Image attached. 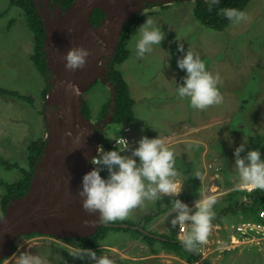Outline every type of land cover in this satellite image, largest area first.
<instances>
[{
  "label": "rangeland",
  "instance_id": "374dc122",
  "mask_svg": "<svg viewBox=\"0 0 264 264\" xmlns=\"http://www.w3.org/2000/svg\"><path fill=\"white\" fill-rule=\"evenodd\" d=\"M34 3L37 10L43 11L41 4L44 2L36 3L34 0ZM152 6L146 7L141 15L144 22L147 15L151 16L156 26L165 33V39L160 45H153V50L143 58H138L135 43L139 37L136 32L127 47L129 59L116 67L122 72L136 102V120L132 125L110 123L105 125L106 127L103 126L102 128H105L100 137V144L107 140L108 149H111L119 137H127L130 147L134 148L139 146L138 141L144 136L150 139L159 136L175 153V167L178 171L175 180L181 184L188 182L187 188H192L194 195L201 189V184V193L215 198L212 210L216 215L226 206L225 194L234 187H226L224 183L229 173L236 172L235 148L246 143L245 151L241 153L243 157L255 147L251 137L256 140H261L260 136L264 138V0H252L243 10L250 19L239 24L232 23L223 31L213 30L197 22L193 14V1H174L169 5ZM179 43L184 44L185 53L190 48L194 55L200 56L207 70L213 75L219 74L217 87L223 96V102L203 110V114L201 110L193 109L191 112L186 98L178 97V86L183 84V77L187 74L186 70H181L177 64L178 59L185 54L178 51ZM33 48V34L27 26L23 8L11 7L10 0H0V88L16 90L32 100V103H28L23 99L0 93V156L11 164H17L16 167L0 164V180L8 183L23 177L20 169L26 167L27 147L30 142L47 135V106L42 93L53 76L49 75L46 79L37 70L31 61ZM113 88L109 82L105 83L101 79L83 94L87 115L94 126L99 121L103 106L112 102ZM242 103L244 105H241ZM109 108L111 109V106ZM235 112L240 115L241 122L232 129L228 124L234 125ZM190 117L194 118L189 120ZM124 127L128 130L125 131ZM242 128L248 133H244ZM262 144L264 145V139ZM221 145L225 150L224 154L217 148ZM260 152L261 159L264 160V148ZM121 154L131 155V152ZM136 159L139 163V158ZM225 164L229 169L227 173L223 170ZM197 172L201 173L202 181L195 177ZM104 173L108 177L106 168ZM4 192V188L0 186V217L3 216L1 196ZM185 196L186 200H180L190 208H194V202L200 198V195L198 198L192 194H184ZM172 199L174 198L165 196L160 201L146 200L141 207L134 209L127 219L117 220L113 222L116 225L105 230L108 231L107 236L100 244L113 247L114 250L107 247L108 249L103 248V252L101 246L92 250L96 251L98 256L108 255L114 260V264L138 263L123 256H146L147 244L141 237H135L131 231L120 230L119 227L125 228L121 226L126 225L125 222L137 223L145 214L164 216L170 213L168 210L171 209ZM174 215L169 219L170 223ZM219 219V233L225 240L230 238L229 233L237 228L239 222L250 221V218L241 216V213L225 214ZM159 221L152 216L148 229L151 228V232L157 235H167L168 231L172 230L174 234L170 238L181 239L179 226L173 229L168 224V219L163 221V224ZM189 228V225L185 226L186 232ZM249 228L246 227L242 231L244 240L258 245L242 244L245 246L220 253L214 251L212 245L207 243L203 245L206 253L201 254L202 260L210 264H264V236L257 234L256 229ZM247 233L251 239L246 237ZM100 234H104V228H101ZM236 235L242 239L240 234ZM212 239L213 237L211 242ZM129 241L132 243L131 247H127ZM154 244L158 254L165 255L159 260L186 264L184 261H177L178 257L175 255L173 259L170 258L163 250L161 241L156 240ZM147 246L150 249V246ZM73 248L76 247L53 237L24 236L17 243L12 257L1 264H16L15 257L21 251L39 254L47 264H92L87 259H74L69 254ZM142 250L146 252L143 253Z\"/></svg>",
  "mask_w": 264,
  "mask_h": 264
},
{
  "label": "water",
  "instance_id": "95a60500",
  "mask_svg": "<svg viewBox=\"0 0 264 264\" xmlns=\"http://www.w3.org/2000/svg\"><path fill=\"white\" fill-rule=\"evenodd\" d=\"M41 1L43 11L37 10V13L46 30L43 51L53 76L45 100L46 142L28 191L13 199L1 216L0 264L12 257L24 236L42 235L58 240L84 238L96 234L101 227L113 226L99 222L98 213H87L78 195L84 175L93 170L90 160L97 152L101 137L96 129L108 124L106 118L94 126L84 116L82 96L96 81L106 82V65L116 51L126 24L148 5H169L177 0H75L66 10L57 7V0H53L52 9L51 0H35ZM96 9L102 10L105 16L94 26L90 18ZM98 38L104 41L103 46L97 43ZM79 46L93 54L87 57L84 69L68 71L63 57L69 49ZM69 83L76 87L69 89ZM67 132L72 135L67 136ZM153 261L150 258L143 264H153Z\"/></svg>",
  "mask_w": 264,
  "mask_h": 264
},
{
  "label": "clouds",
  "instance_id": "9594fccd",
  "mask_svg": "<svg viewBox=\"0 0 264 264\" xmlns=\"http://www.w3.org/2000/svg\"><path fill=\"white\" fill-rule=\"evenodd\" d=\"M205 3L208 4L209 11H211L213 5H218L220 0H205ZM220 14L234 24L250 19L246 12L232 7L221 8ZM137 35L139 39L135 43V49L138 58H143L146 53H150L153 50V45H160L165 39V33L160 27L156 26L153 18L148 15L146 21L138 27ZM97 43L103 46L104 41L98 38ZM102 50L105 51V49ZM178 51L185 53L183 43L178 44ZM92 54L91 50L83 46L69 49L63 57L66 61V70L74 72L84 69L87 65V57ZM177 64L181 70H186L187 73L183 77V84L179 85L177 89L179 98L189 99L190 106L195 110L201 111L223 102V96L217 87L220 81L219 74L213 75L212 72L207 70L205 62L200 56L194 55L189 48L182 58L178 59ZM105 74V83H107L109 82L107 70ZM109 83L114 87L112 102L110 101V106H112L115 85L111 82ZM75 87L71 83L68 84L69 89H74ZM106 118H108L109 124L111 116L108 115ZM102 121L97 124H101ZM104 128H98L96 131L102 135ZM124 130L126 131L128 128L125 129L124 127ZM66 135L71 136L72 133L67 132ZM119 138L116 140L119 147L117 150H113V147L104 150L99 143L98 155L90 160V163L95 165V168L91 167L93 170L84 175L82 188L78 192L79 197L82 199V207L87 213H98L99 222L113 225H116L113 222L117 220L123 221L127 219L130 213L134 209L141 207L146 200L160 201L164 196L170 198L179 197L182 192V185L175 180L178 174L175 167V153L163 139L159 136L151 139L144 136L138 141L139 146L132 148L127 137ZM245 148L246 143H242L234 150V169L239 182L232 189L264 190V160L261 159V152L259 149L249 150L242 157L241 153L245 151ZM129 151L131 155L121 154ZM137 157L139 158V163L137 162ZM105 168L109 174L108 177L106 176L107 179L101 176V174H105ZM195 177L201 181L203 179L199 172L195 174ZM215 202L214 197L205 196L203 193H200V198L194 202V208H190L188 204L180 199H172L169 215H175L171 219V226L172 228L179 226L182 233L180 242L186 251H195L197 249L199 253L198 245L207 243L209 245L214 244L215 249L219 247L217 239H212L211 242L212 236L209 237L212 220L215 216L212 210ZM0 220H3V217H0ZM240 224L241 226L247 224L257 225L251 220L245 223L239 222L237 227ZM186 225L190 226L187 232H185ZM143 231L151 235L150 232ZM232 235H236V228L231 232L230 237ZM151 237L153 238L152 235ZM229 241L230 238H228L227 243ZM102 250L104 252L103 247ZM69 254L74 259H87L92 264H114V260L108 255L98 256L96 251L89 248L76 247L71 249ZM200 257H202L201 254ZM15 260L16 264H47V261L42 256L32 254L30 251H21L15 257Z\"/></svg>",
  "mask_w": 264,
  "mask_h": 264
},
{
  "label": "trees",
  "instance_id": "16d2710c",
  "mask_svg": "<svg viewBox=\"0 0 264 264\" xmlns=\"http://www.w3.org/2000/svg\"><path fill=\"white\" fill-rule=\"evenodd\" d=\"M74 1L75 0H57L56 3L63 10H66ZM192 1L194 2L193 14L197 22L213 30L223 31L230 24H232V22L220 14V9L232 7V8H237L240 11H243L252 0H220V3L218 5H213L211 11H209L208 4L205 3V0H192ZM10 6L11 7L19 6L23 8L24 15L27 21V26L33 34L34 48L31 56V61L33 62L37 70L40 71L47 79V76L50 75V71L47 68V61L45 58V53L43 51L44 40L46 37V30L39 14L37 13L34 0H10ZM151 7L153 6L152 5L147 6V8H151ZM104 16L105 14L102 10L96 9L94 10L93 15L91 16L90 21L94 26L98 25L101 22V20L104 18ZM143 22H144V18L141 14H139L126 24L120 36V42L118 48L107 64L108 80L113 85H115L114 98L111 109L109 108L110 102H107L103 106L102 110L99 113L100 116L98 117L99 120L98 122L104 120L108 115L111 116L109 124L110 123L116 125L118 124L121 126L127 124L132 125L133 122L136 120L135 110H134L136 102L130 94L129 86L122 72L116 67L128 60L130 56L129 50L127 48L128 44L131 42L132 37L137 32L138 27L143 24ZM49 86L50 84L48 83V87L43 90L42 93L43 99H46L47 97L50 88ZM0 93L4 95L14 96L23 99L28 103H32V100L29 97L21 95L16 90L10 91L0 88ZM185 100L188 103L190 111L193 112V108L190 106L189 99L186 98ZM241 105L244 104L242 103ZM82 111L87 118H90L87 115L88 111L85 107V104L83 106ZM203 113H205V111L204 112L201 111V114ZM233 116H234V125L228 124L229 127L231 126L230 128L232 129H234L237 126V124L241 122V119L239 118L240 116L239 114H236L235 112ZM193 118L194 117H190L188 119L192 120ZM231 122L232 120L230 121V123ZM241 130H243L244 133L246 134L248 133V131H246L245 128H242ZM260 137L261 140H256L253 137H251L250 140L254 143L252 145L259 148V150L261 151V149L264 148V145L262 144V140L264 138L263 136ZM45 142H46L45 136L42 135L37 139H33L28 145L27 156H26V167L20 169L21 173L23 174V177L20 180L9 183L0 180V186H2L5 191L4 194L1 196V208L3 214L5 213L7 205L13 199L24 196L28 191L32 176L34 174L35 165L37 164L40 157L43 155ZM101 146H103L104 150H108L109 142L107 140H103L101 142ZM217 148L220 152H222V154L225 153V150L222 149L223 145L217 146ZM0 164L5 167L17 166V164H11L9 160L3 158L2 156H0ZM223 170L225 171V173L229 171L227 164H225V168ZM101 176L107 179L105 174H101ZM232 176L233 179H231L232 180L231 181L230 178H232ZM238 182L239 180L236 172L229 173L226 176V183H224V185L226 187H231L236 185ZM224 200L226 206L221 208L218 214L214 216V219L212 220V224L219 223L220 221L219 218L229 213L234 215L241 213V216L244 215V217L250 218V220L253 221L254 223L257 224L263 223L264 219L262 216V212L264 211V190L253 189L251 191H242L240 189L239 190L231 189L225 194ZM151 220H152L151 216H144L141 218L139 223L125 222V224L128 225L129 227L127 228L119 227V229L125 231H131L133 233L132 235H134L135 237L139 236L143 238L149 243V246L151 247V245H153V243L156 240L152 239L151 235L146 234L142 231V230H146L144 226L147 223H149ZM132 227H135L137 229ZM101 228H104L103 235L100 234ZM101 228L98 229L96 234L89 237L61 239V241L73 247L95 249L96 247L101 246L100 241L104 239L105 236H107L108 231H105L107 227H101ZM162 248L167 251H176L181 257L187 256L189 263L198 262L199 259L201 258L200 254L197 252V249L195 251H186L180 241L178 244L172 243L170 241H164L162 242ZM180 250L183 251L184 254L181 253ZM152 252L153 254H156L157 250H152ZM203 264H210V263L204 261Z\"/></svg>",
  "mask_w": 264,
  "mask_h": 264
},
{
  "label": "crops",
  "instance_id": "0c3cea01",
  "mask_svg": "<svg viewBox=\"0 0 264 264\" xmlns=\"http://www.w3.org/2000/svg\"><path fill=\"white\" fill-rule=\"evenodd\" d=\"M179 183V182H178ZM187 184H189L188 182H186ZM179 184H181V183H179ZM187 184H185V182L183 183V184H181L182 185V192H181V194H180V196H179V198H177V197H174V199H184V200H186L187 199V197L185 196L184 197V194H187V196H189V195H193V197H197L198 198V196L200 195V193L202 192V186H201V184H200V187H201V189L198 191V193H197V195H194L193 193H192V188H190V190H189V188H187ZM182 195V196H181ZM165 197V196H164ZM184 197V198H183ZM184 202V201H183ZM170 205H171V203H170ZM170 209V208H169ZM168 212H171V209L170 210H168ZM169 213H167V214H165L164 216H160V215H156V214H151V215H149V214H145V216H154V218H157L158 219V221L159 222H161L162 224H163V221H165L166 219H168V224H170V226H171V223H170V221H169V219L171 218V216L170 215H168ZM156 215V216H155ZM142 217H144V216H142ZM141 217V218H142ZM140 218V219H141ZM138 222H140V220L138 221ZM137 222V223H138ZM148 225H149V223H147L144 227H145V231H147L148 233L150 232V234L153 236V239L154 240H157V241H162V240H165L166 238H170L171 236H173V232H172V230H169L168 232V234L167 235H157V234H155V233H153V232H151V228L150 229H148L149 227H148ZM218 226H220V225H218V224H213L212 225V229H211V232H210V234L211 233H213L212 234V237H213V239H217V241L219 242V247L221 248V253H224V252H230L231 250H232V248H231V246H230V244H228L226 241L228 240H225V238H222L221 237V235H220V233H219V227ZM172 227V226H171ZM173 229H176V228H173ZM155 236V237H154ZM229 236H230V233H229ZM141 240H143L147 245H149V243L146 241V240H144L143 238H140ZM147 245H145V250H148V254H146V256L145 255H136V256H134V257H132V258H130V257H128V256H123V257H125V259H130L131 261H136V262H138V263H134V264H143L145 261H147V260H149L150 258H154V263H156V262H158V263H162V264H175L172 260H167L166 262H164V260L163 259H160L159 260V257L161 258V257H163V256H165V255H163V254H160V256H157V255H159L158 254V252L156 253V254H153L152 253V250H157V248H156V246H155V244L153 243V245H151V247H150V249L148 248V246ZM103 248H105V249H108V248H113V247H110V246H108V245H101ZM132 246V243H130V241L127 243V247H131ZM108 247V248H107ZM142 248V247H141ZM112 250H114V249H112ZM145 250H142V252L143 253H145L146 251ZM164 250V249H163ZM156 255V256H155ZM168 255H170L169 257L170 258H172L173 259V254L172 253H168ZM177 261H180L179 259H177Z\"/></svg>",
  "mask_w": 264,
  "mask_h": 264
},
{
  "label": "built area",
  "instance_id": "2783aa9c",
  "mask_svg": "<svg viewBox=\"0 0 264 264\" xmlns=\"http://www.w3.org/2000/svg\"><path fill=\"white\" fill-rule=\"evenodd\" d=\"M119 139H122V138H119ZM127 139V138H125ZM112 147L114 148L113 150H117L118 149V145H117V142L115 141L113 144H112ZM98 155V151L96 152V155L94 157H96ZM91 167L94 169L95 168V165L91 164ZM262 216L264 218V211L262 212ZM246 227H250L249 229L252 230V229H256V233L259 234L261 233L263 236H264V222L262 224H257V225H250V224H247V225H242V226H239L236 228V234H240L242 239L240 237H238L237 235H232L230 237V241L228 244H230L231 248L232 249H235V248H238L240 246H245V245H242V244H251L249 240H244L243 238V229H246ZM186 232V230H185ZM248 233L246 234V237L248 239H251L250 236H247ZM254 238V237H253ZM256 239V238H254ZM219 244V242H217ZM253 245H258V244H254L252 243ZM198 251L200 254H204L206 253V249L205 247H203V245H198ZM214 251H218L221 253V248L220 247H217L216 249H214ZM208 252H210V250H208Z\"/></svg>",
  "mask_w": 264,
  "mask_h": 264
},
{
  "label": "flooded vegetation",
  "instance_id": "af4514ba",
  "mask_svg": "<svg viewBox=\"0 0 264 264\" xmlns=\"http://www.w3.org/2000/svg\"><path fill=\"white\" fill-rule=\"evenodd\" d=\"M54 3H55V2H54L53 0H51V3H50V8H51V9L55 7V6H54ZM41 5H42V7H43L44 3H42ZM57 7H58L59 9L63 10V9H62L61 7H59L58 5H57ZM119 42H120V41H119ZM118 45H119V44H118ZM117 48H118V46H117ZM117 48H116V50H117ZM109 60H110V59H109ZM82 106H83V105H82ZM89 120H90V119H89ZM90 121H91V120H90ZM97 129H98V128H97ZM101 136H102V135H101ZM165 241H170V242H172V243L178 244L179 241H181V239H170V238H167ZM161 242H164V241H161ZM212 247H213V249H215V245H214V244H212ZM164 251H166V252H165L166 254H168V253H172L173 255L177 256L179 260L184 261L186 264H191V263H189L187 256H185V257H181L176 251H167V250H165V249H164ZM180 252L184 254L183 251L180 250ZM155 256H156V255H155ZM157 256H160V254L157 255ZM159 258H160V257H159ZM156 263H157V262H156ZM156 263H155V264H156ZM195 263H196V262H195ZM197 264H203L202 257L199 259V261L197 262Z\"/></svg>",
  "mask_w": 264,
  "mask_h": 264
},
{
  "label": "bare ground",
  "instance_id": "6f19581e",
  "mask_svg": "<svg viewBox=\"0 0 264 264\" xmlns=\"http://www.w3.org/2000/svg\"><path fill=\"white\" fill-rule=\"evenodd\" d=\"M98 66H99V65L97 64V66H96V67L98 68ZM50 75H51V77H52V74H51V73H50ZM86 91H87V90H85V92H86ZM85 92H84V93H85ZM84 93H83V94H84Z\"/></svg>",
  "mask_w": 264,
  "mask_h": 264
}]
</instances>
